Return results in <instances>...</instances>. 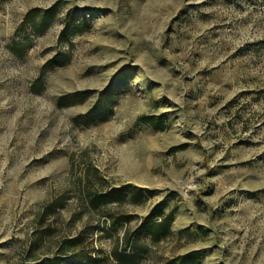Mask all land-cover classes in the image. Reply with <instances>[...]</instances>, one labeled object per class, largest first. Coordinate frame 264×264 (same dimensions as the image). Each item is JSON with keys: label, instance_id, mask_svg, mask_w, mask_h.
Listing matches in <instances>:
<instances>
[{"label": "rangeland", "instance_id": "1", "mask_svg": "<svg viewBox=\"0 0 264 264\" xmlns=\"http://www.w3.org/2000/svg\"><path fill=\"white\" fill-rule=\"evenodd\" d=\"M0 264H264V0H0Z\"/></svg>", "mask_w": 264, "mask_h": 264}]
</instances>
